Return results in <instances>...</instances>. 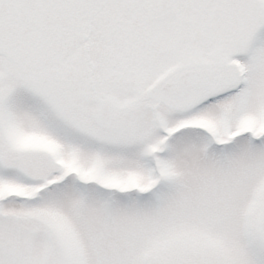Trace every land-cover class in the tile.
Returning <instances> with one entry per match:
<instances>
[{
	"label": "rangeland",
	"instance_id": "374dc122",
	"mask_svg": "<svg viewBox=\"0 0 264 264\" xmlns=\"http://www.w3.org/2000/svg\"><path fill=\"white\" fill-rule=\"evenodd\" d=\"M212 62L238 95L156 100ZM1 82L0 126L62 171L36 194L0 159V264H264V0H0Z\"/></svg>",
	"mask_w": 264,
	"mask_h": 264
},
{
	"label": "flooded vegetation",
	"instance_id": "af4514ba",
	"mask_svg": "<svg viewBox=\"0 0 264 264\" xmlns=\"http://www.w3.org/2000/svg\"><path fill=\"white\" fill-rule=\"evenodd\" d=\"M43 57H38L35 59L36 64L39 66L42 63ZM197 71L201 76L207 77L208 89L207 90H197L191 93V99L187 103H178L177 101L168 98L166 95H160L162 99L166 102L168 107H177V106H185L186 104L195 103L198 99L205 97L206 95L213 93L218 95V97H234V95H238L240 89L238 88V84H236L235 73L233 70L228 69V67L218 64V63H210L204 64L202 66L193 69ZM232 78V83L227 84V82ZM174 81V80H173ZM13 141V134L4 127H0V159L2 157L7 158L1 162L6 166L11 165L12 161L10 158L12 155H16L13 157L14 159H19L21 166L24 169L26 175L30 174L31 177L34 178V182L39 181L40 185L37 186L39 189L38 192H43L45 188V183L47 182V178L52 174H58L61 172V169H56L53 166V163L43 152L42 150L32 149L30 145L24 143L22 146H16ZM14 146L18 148V150H14ZM33 182V183H34ZM8 198L12 195H18L17 193H10Z\"/></svg>",
	"mask_w": 264,
	"mask_h": 264
},
{
	"label": "water",
	"instance_id": "95a60500",
	"mask_svg": "<svg viewBox=\"0 0 264 264\" xmlns=\"http://www.w3.org/2000/svg\"><path fill=\"white\" fill-rule=\"evenodd\" d=\"M196 88H203L201 79L196 77L194 73H184L175 88L166 86L162 91L168 93L172 98L186 100L190 91Z\"/></svg>",
	"mask_w": 264,
	"mask_h": 264
}]
</instances>
